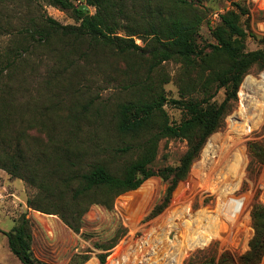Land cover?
<instances>
[{
	"label": "trees",
	"instance_id": "16d2710c",
	"mask_svg": "<svg viewBox=\"0 0 264 264\" xmlns=\"http://www.w3.org/2000/svg\"><path fill=\"white\" fill-rule=\"evenodd\" d=\"M46 1L71 10L78 23L30 14L14 29L0 24V39L2 31L9 34L0 40V168L38 188V197L27 199L29 206L59 213L74 231L91 204L111 209L118 195L159 175L168 185L146 216L152 218L169 204L177 183L236 100L243 76L253 65L264 67V36L241 22L248 9L238 0H230L232 8L219 14L212 30L216 41L202 46L197 35L206 16L203 0ZM247 35L261 47L246 49ZM107 58L124 68L118 92L104 99L93 76L116 78ZM169 61L180 63L175 78L180 98H168L164 89L170 78L163 68ZM220 88L225 98L211 101ZM167 102L183 112L179 121L170 120ZM33 129L37 135L30 133ZM169 138L186 139L187 149L177 165L156 170L159 142ZM247 150L248 169L264 163V144L249 140ZM126 156L117 167L116 160ZM250 219L253 234L237 258L228 251L203 253L185 264H259L264 204L252 205ZM117 232L109 245L97 247H112ZM4 234L22 264H45L33 255L24 215ZM105 256L97 255L100 264Z\"/></svg>",
	"mask_w": 264,
	"mask_h": 264
},
{
	"label": "rangeland",
	"instance_id": "374dc122",
	"mask_svg": "<svg viewBox=\"0 0 264 264\" xmlns=\"http://www.w3.org/2000/svg\"><path fill=\"white\" fill-rule=\"evenodd\" d=\"M83 1L75 0V3L82 5ZM238 1L248 9V13L241 17V22L244 26L248 25L249 30L256 36H264V0ZM202 4L206 16L197 35L201 46L216 41L212 30L220 22L219 14L232 8L230 0H203ZM26 5L25 2L0 1V24L5 29H14V26H19L30 14L50 16L62 24L78 23L71 10L53 6L46 0ZM87 8L90 13L95 11L94 6ZM8 37L9 34L2 31L0 40L6 41ZM136 41L140 42L139 39ZM244 43L248 50L262 45L257 38L249 35L244 38ZM105 62L107 66L113 67L116 78L104 77L102 73L93 76L104 99L118 92L120 70L124 68L121 61L113 58H107ZM163 69L170 78L164 84L167 97L180 98L181 90L175 80L181 70L180 63L166 62ZM247 77L254 81L264 80V67L253 65L243 76L236 100L232 102L219 126L206 138L191 163L186 178L177 183L169 204L152 218L146 216L164 195L168 185L159 175L151 176L136 189L118 195L111 209L91 204L82 216L79 231H74L62 220L59 213H46L29 206L27 199L37 198L38 188L21 178L10 176L0 168V264H22L9 250L4 234L18 223L21 215L28 219L33 255L45 264H100L97 257L99 253H106L104 264H110L116 256L127 264L137 255H141L137 252V242L142 238H145L146 250L148 245H153L154 251L149 257L156 261L159 259L157 253L164 248L162 234L174 222H177V230L181 231L171 230L166 237L172 239L168 246L172 254L183 251L180 264H185L189 258L197 260L203 253L219 255L228 251L237 258L248 248V241L253 234L250 219L252 205L255 202L264 204V163H257L249 169L247 167V142L254 140L264 144V107L261 108L258 119H255V125L240 140L243 161L239 171L237 170L239 173L236 184L229 192L222 193L220 185L213 184L206 173L207 162L201 160L209 139L213 138L219 144L227 138V134L233 135L235 124L231 126V123L238 120L239 89ZM224 98V89L220 88L211 101L220 103ZM164 108L172 121H179L183 116L181 109L169 102L165 103ZM30 133L38 134L34 129ZM186 149V139H162L158 145L154 168L157 170L167 165H177ZM127 158L129 157L117 159V167ZM209 160L210 157L206 161ZM143 186L144 190L141 189ZM182 222L185 224L179 228ZM117 229L118 238L112 247H97L98 244L109 245ZM121 229L124 234L119 231ZM129 244L134 246L129 247ZM259 264H264V256Z\"/></svg>",
	"mask_w": 264,
	"mask_h": 264
},
{
	"label": "bare ground",
	"instance_id": "6f19581e",
	"mask_svg": "<svg viewBox=\"0 0 264 264\" xmlns=\"http://www.w3.org/2000/svg\"><path fill=\"white\" fill-rule=\"evenodd\" d=\"M239 97L238 120L231 123V126L235 124L233 135L227 134V138L219 144L213 138L209 139L203 149V159L201 160L207 162L205 163L206 173L212 179L213 184L220 185L222 193L229 192L236 184L239 167L243 161L240 140L255 125V119H258L260 110L264 107V80L254 81L247 77L239 89ZM208 157L210 160L206 161ZM143 188L144 186L141 189ZM176 223L168 225L167 230L162 234L164 248L160 253H157L158 260L154 261L149 257L153 254V245H148V250H146L145 238H142L137 242V252L141 255H137L127 264H180L183 251L172 254L168 249L172 239L166 237L169 231L174 229L178 231L175 227ZM184 224L185 222H182L178 227L182 228ZM133 246V244H129V247ZM124 263L126 264L117 256L110 262V264Z\"/></svg>",
	"mask_w": 264,
	"mask_h": 264
}]
</instances>
